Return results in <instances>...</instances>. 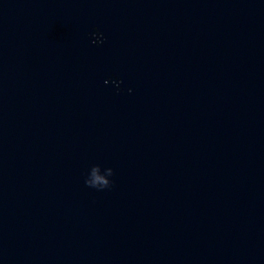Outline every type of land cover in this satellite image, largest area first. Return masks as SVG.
I'll return each mask as SVG.
<instances>
[{"label": "water", "instance_id": "obj_1", "mask_svg": "<svg viewBox=\"0 0 264 264\" xmlns=\"http://www.w3.org/2000/svg\"><path fill=\"white\" fill-rule=\"evenodd\" d=\"M0 264H264V0H0Z\"/></svg>", "mask_w": 264, "mask_h": 264}, {"label": "clouds", "instance_id": "obj_2", "mask_svg": "<svg viewBox=\"0 0 264 264\" xmlns=\"http://www.w3.org/2000/svg\"><path fill=\"white\" fill-rule=\"evenodd\" d=\"M92 36H93V39H92V43L93 44H102L104 42V36H103V33H99V32H94L92 33ZM108 81L106 80L105 81V84H107ZM114 83L116 84L117 88H119V84L120 82L119 81H114ZM129 91H131V89H129ZM109 174L112 176L113 175V169L109 168ZM102 178L99 177V176H96V181H101ZM103 183L105 185H107V188L111 186V183L112 181H108V180H103ZM85 184L89 187H92L93 188V182L92 181H89V180H85Z\"/></svg>", "mask_w": 264, "mask_h": 264}]
</instances>
